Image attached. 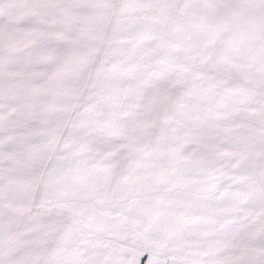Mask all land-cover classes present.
Returning a JSON list of instances; mask_svg holds the SVG:
<instances>
[{"label": "snow or ice", "instance_id": "1", "mask_svg": "<svg viewBox=\"0 0 264 264\" xmlns=\"http://www.w3.org/2000/svg\"><path fill=\"white\" fill-rule=\"evenodd\" d=\"M0 264H264V0H0Z\"/></svg>", "mask_w": 264, "mask_h": 264}]
</instances>
